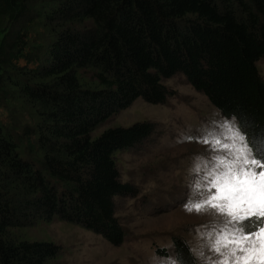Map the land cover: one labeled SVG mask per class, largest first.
Instances as JSON below:
<instances>
[{
  "label": "trees",
  "instance_id": "obj_1",
  "mask_svg": "<svg viewBox=\"0 0 264 264\" xmlns=\"http://www.w3.org/2000/svg\"><path fill=\"white\" fill-rule=\"evenodd\" d=\"M261 60L264 0H0V264H54L61 247L26 228L55 219L120 246L115 199L137 191L117 154L156 126L100 129L138 99L165 104L183 75L264 131Z\"/></svg>",
  "mask_w": 264,
  "mask_h": 264
},
{
  "label": "rangeland",
  "instance_id": "obj_2",
  "mask_svg": "<svg viewBox=\"0 0 264 264\" xmlns=\"http://www.w3.org/2000/svg\"><path fill=\"white\" fill-rule=\"evenodd\" d=\"M257 65L264 76V60ZM165 84L172 91L165 104L151 105L138 99L100 129L141 121L156 126L143 145L117 154L121 181L137 191L134 197L115 199L116 216L124 232L122 244L115 246L59 219L26 228L30 240L52 241L61 247L54 264H154V258L175 257V238L192 247L198 245L197 230L203 233L202 226L210 218L184 208L196 158L206 155L208 149L195 138L200 129L225 118L203 94L192 89L185 76L177 75ZM186 136L193 139L187 141Z\"/></svg>",
  "mask_w": 264,
  "mask_h": 264
},
{
  "label": "snow or ice",
  "instance_id": "obj_3",
  "mask_svg": "<svg viewBox=\"0 0 264 264\" xmlns=\"http://www.w3.org/2000/svg\"><path fill=\"white\" fill-rule=\"evenodd\" d=\"M251 127L228 117L199 130L195 139L208 149L196 158L184 208L210 221L197 230L196 247L185 242L190 255L182 250L154 264H264V131L249 135Z\"/></svg>",
  "mask_w": 264,
  "mask_h": 264
}]
</instances>
